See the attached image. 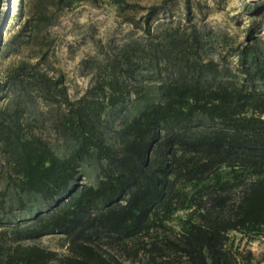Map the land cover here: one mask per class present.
I'll use <instances>...</instances> for the list:
<instances>
[{
    "label": "trees",
    "instance_id": "16d2710c",
    "mask_svg": "<svg viewBox=\"0 0 264 264\" xmlns=\"http://www.w3.org/2000/svg\"><path fill=\"white\" fill-rule=\"evenodd\" d=\"M82 1L19 0L0 54ZM163 2L77 97L44 50L0 69V264H264L236 240L264 236V39L206 56L195 24L153 30ZM52 233L65 252L35 241Z\"/></svg>",
    "mask_w": 264,
    "mask_h": 264
},
{
    "label": "rangeland",
    "instance_id": "374dc122",
    "mask_svg": "<svg viewBox=\"0 0 264 264\" xmlns=\"http://www.w3.org/2000/svg\"><path fill=\"white\" fill-rule=\"evenodd\" d=\"M124 1L129 4L125 9H120L115 0H84L70 9H60L55 23L42 27L37 39L27 45L6 48L0 54V69L20 56L35 60L44 50L47 56L42 66L51 73L62 74L69 94L77 97L93 81V68L104 60L108 51L116 50L130 38L145 37L143 26L147 7L164 0ZM187 4V0H167V10L153 16V30L170 22L181 26L195 24L205 34V55L221 61H224L221 56H226L225 60L234 66L237 57L229 53L231 46L245 43L250 29H253L254 36L264 39V0H190V19ZM0 10L5 15V22L0 25V40H6L10 33L21 28L24 18L19 15V0H5ZM129 17L134 18L135 23H131ZM91 174L89 170L82 180L91 181ZM181 215L184 212L173 220L176 226ZM236 240L259 257L264 253V236L247 241L238 234ZM35 241L61 253L67 248L62 233L43 235Z\"/></svg>",
    "mask_w": 264,
    "mask_h": 264
}]
</instances>
